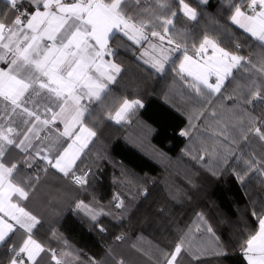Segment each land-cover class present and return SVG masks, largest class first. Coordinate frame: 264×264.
<instances>
[{"label": "snow or ice", "instance_id": "6c2138e0", "mask_svg": "<svg viewBox=\"0 0 264 264\" xmlns=\"http://www.w3.org/2000/svg\"><path fill=\"white\" fill-rule=\"evenodd\" d=\"M154 2L159 11H154L151 5L145 7L142 0H3L5 11L0 12V65H4L0 67V247H6L10 254L8 264H38L42 253L52 251L33 238V229L40 221L20 203L29 198V188L33 186L16 178L21 163L32 168L41 160L45 172L51 167L77 185L87 184L88 173L76 175L73 171L87 142L96 136L95 131L84 126V120L90 112L88 105L100 102L122 72V66L115 59L119 48L135 45L143 49L138 59L148 55L144 63L157 73L163 74L166 65L172 63L176 75L208 105L218 95L234 101L226 111L238 123L229 125L218 120L220 127L213 130V135L223 137L225 142L221 143L225 149L223 154L215 148L211 152L217 168L221 164L228 167L229 160L235 156L230 145L239 141L232 129L239 133L240 140L248 141L249 136H254L264 144V120L248 110L264 102V0H217L226 10L227 23L223 28L225 33L233 34V39L227 42L234 43L235 50L223 46L225 39L219 32L204 33L189 45L183 31L177 30L176 19L182 15L195 22L199 16L197 9L187 0ZM197 4L208 6L210 0H197ZM243 40L256 42L260 49L256 61L241 53L245 47ZM240 70L249 74V83L225 95ZM85 100L87 105L83 103ZM138 107H143L139 99H124L108 111L107 119L120 124ZM211 116H217L215 108ZM199 118L189 116L187 127L178 134L191 138V130L197 127L194 120ZM57 122L63 124L62 132L53 127ZM46 130L58 131L60 136L75 137V140L53 156L54 145L34 143L42 140L41 133ZM82 134H86L84 142L73 151V144L82 139ZM11 149L23 153V160H9ZM208 154L205 150V154L193 158L204 161ZM245 165L242 171L232 169L241 184L249 172L264 176V159L253 154ZM212 171L213 175L218 174ZM114 199L118 201L115 207L122 208L123 201L118 196ZM76 208L85 210L93 221L108 214L96 212L83 201ZM252 214L258 227L244 239L241 251L247 264H264V215L256 211ZM199 221L206 224L202 215ZM18 229L25 236L17 244L12 237ZM205 230L215 241L219 240L212 226L207 225ZM100 231H105L103 226ZM185 243V237H181L171 251L163 253L158 264H181L184 252L193 260L227 255L219 243L198 252L185 248ZM52 259L55 264H64L54 251Z\"/></svg>", "mask_w": 264, "mask_h": 264}, {"label": "trees", "instance_id": "16d2710c", "mask_svg": "<svg viewBox=\"0 0 264 264\" xmlns=\"http://www.w3.org/2000/svg\"><path fill=\"white\" fill-rule=\"evenodd\" d=\"M187 2L199 13L195 22L182 15L176 19L177 30L183 31L188 44L198 41L204 33L219 32L225 39L223 46L235 50V44L227 42L233 39V34L225 33L223 28L227 23L226 10L217 0H210L208 6L198 5L197 0ZM142 4L159 11L154 0H142ZM3 11L5 6L0 0V12ZM8 19H11L10 14ZM242 42L245 47L241 53L256 61L260 55L256 42ZM117 51L115 59L122 66V72L100 102L88 105L90 112L86 113L84 125L95 131L96 136L73 168L76 175L88 173L87 184L76 186L71 179L50 168L45 172L40 160L32 168L21 163L16 178L33 185L29 188V198L21 204L40 221L33 237L46 249L54 251L64 264H92L93 261L96 264H120L121 261L123 264H158L163 253L171 251L181 237L186 239L185 248L190 247L192 252L211 249L213 243H219L227 253L226 257L202 256L200 260H193L184 252L181 264H247L241 245L258 227L253 211L264 215V176L249 172L241 184L232 169L244 170L245 161L253 154L264 159V144L254 136H249L248 141L240 140L239 133L232 129L239 141L230 145L235 156L229 160L228 167L221 164L217 168V160L211 152L215 148L223 154L225 149L221 143L225 142L223 137L213 135V130L220 127L218 120L229 125L238 123L231 120L232 113L226 111L234 101L218 95L213 98L214 103L208 105L176 75L172 63L166 65V71L161 74L138 59L140 48L135 45ZM248 75L243 70L237 72L225 95L248 84ZM168 88L203 111L191 138L178 134L186 120L162 101ZM124 99H139L143 107L134 109L123 123L107 120L108 111L114 110ZM213 108L216 117L211 116ZM248 110L264 120V102ZM244 123L247 124V117ZM205 150L209 154L204 161L193 158L205 154ZM12 155L15 160H23L24 154L15 149L10 150L7 158L11 159ZM212 170L218 174L213 175ZM116 196L123 201L122 208L115 207ZM80 201L96 212L108 214L93 221L85 210L76 208ZM200 215L206 224L199 221ZM70 216L103 247L97 259L84 254L61 233V226ZM207 225L212 226L218 241L206 232ZM100 226L105 231H100ZM16 235L12 237L14 241ZM118 236L121 239L117 240ZM52 251H45L38 264H54L50 261ZM9 257L7 248L0 247V264H8Z\"/></svg>", "mask_w": 264, "mask_h": 264}, {"label": "crops", "instance_id": "0c3cea01", "mask_svg": "<svg viewBox=\"0 0 264 264\" xmlns=\"http://www.w3.org/2000/svg\"><path fill=\"white\" fill-rule=\"evenodd\" d=\"M1 1L3 2V0H1ZM156 43L158 44L159 41H156ZM145 48H148V45L146 43H145ZM142 50L143 49H140L139 53ZM148 50H149V54H151V49L149 48ZM147 59H149V56L148 55H146L144 57L143 61L144 60H147ZM147 65L150 66L149 64H147ZM0 67H4V65H0ZM110 86L111 85H109V87ZM165 94H166V92H165ZM165 94L163 96L162 101L165 100ZM168 101L170 102L171 100H168ZM87 102H88L87 100L83 101V103H87ZM107 120H109V119H107ZM109 121H111L112 123H115L112 120H109ZM123 122H121V123H123ZM115 124H117V123H115ZM84 126L87 127L86 125H84ZM53 127L55 129H58L59 132H62L63 129H64L63 124H60L59 122H57V124L55 126H53ZM78 129H79V125H77V127H76V130L77 131H78ZM59 132L58 131H55V130H46V131H44V132L41 133L42 140L41 141H34V143H36V144H43V146H46V147L47 146L54 145V147H52L51 154L53 156H55V154L58 151H62L64 148H66L68 146V144L73 143V140H75V137L68 138V137L60 136L59 135ZM43 137H48V139H43ZM84 137H86V134H82V139L79 140V141H76V143L73 144V151L76 148H78L84 142ZM94 138L95 137H92L87 142V146L84 147L83 152L80 154V158L83 155V153L89 148V146L91 145V143L94 140ZM15 150L17 152H19L18 149H15ZM21 154H23V153H21ZM9 160H15V155H12L11 159H9ZM42 163H44V162L42 161ZM49 168L52 169L57 174L62 175L61 173L57 172L55 169H53L51 167H49ZM22 202H24V201H20V203H22ZM37 226H38V224L33 229V232L37 228ZM60 231L66 237L67 240H69L70 242H72L73 244H75L76 246H78L83 251L84 254L89 255V256L93 257L94 259H97L102 254L103 247L88 234V232L82 227V225L77 221L76 218H74L72 216L68 217L65 220V222L63 223V225L61 226ZM16 233H17V235H16ZM16 233H15V235H16L15 242L18 244L24 238L25 233L23 232L22 229H18V231ZM42 254L40 255V257L42 256ZM50 256H51V260L50 261L55 264V261L52 259V253H50ZM40 257H38V259Z\"/></svg>", "mask_w": 264, "mask_h": 264}, {"label": "rangeland", "instance_id": "374dc122", "mask_svg": "<svg viewBox=\"0 0 264 264\" xmlns=\"http://www.w3.org/2000/svg\"><path fill=\"white\" fill-rule=\"evenodd\" d=\"M168 100H171L170 102ZM163 102L168 105L172 110L180 114L186 119V125H188L189 116L197 117L201 116V109L192 104L188 99L183 97L179 92L172 88H168L165 94V100ZM199 119H195L194 123L197 125ZM183 128V129H184ZM193 129L191 130L192 133ZM73 182V181H72ZM76 185V184H75ZM77 186V185H76Z\"/></svg>", "mask_w": 264, "mask_h": 264}, {"label": "built area", "instance_id": "2783aa9c", "mask_svg": "<svg viewBox=\"0 0 264 264\" xmlns=\"http://www.w3.org/2000/svg\"><path fill=\"white\" fill-rule=\"evenodd\" d=\"M74 183V182H73ZM75 184V183H74ZM77 185V184H76ZM77 186H80V185H77Z\"/></svg>", "mask_w": 264, "mask_h": 264}]
</instances>
